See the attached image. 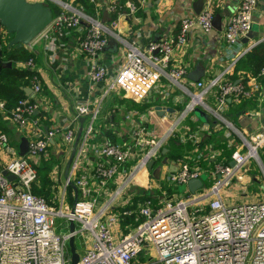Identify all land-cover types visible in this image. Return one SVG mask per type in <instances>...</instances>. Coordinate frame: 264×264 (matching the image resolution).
<instances>
[{
  "label": "built area",
  "instance_id": "obj_1",
  "mask_svg": "<svg viewBox=\"0 0 264 264\" xmlns=\"http://www.w3.org/2000/svg\"><path fill=\"white\" fill-rule=\"evenodd\" d=\"M89 1L94 3V0ZM57 3L59 10L27 45L31 48L33 40L41 39L45 42L43 48L53 58L56 44L63 42L74 29L79 35L78 47L87 57L86 76L92 81L101 80L106 69L99 54L112 32L92 14L62 0ZM255 5L256 0H238L235 9L226 16L216 57L222 67L205 80L182 83L180 79L186 74L185 66L172 57L185 41L189 28L211 29L213 8L210 0L199 12L181 17L172 36L148 40L141 48L132 41H125L123 60L101 96L118 88L132 100L148 103V111H154L153 105L159 104L164 110L159 118L166 121V127L155 134L144 112H140L143 119L131 125L127 140L118 143L105 137L97 148L100 158L78 171V159L98 110L97 106L78 104L76 115H87L88 122L79 135L62 185L55 179L58 165L51 168L50 177L56 183L51 202L31 191L37 176L36 165L41 156H47L46 147L50 145L51 137L57 135L62 143L70 144L74 133L69 125L52 126L44 131L37 128V119L31 114L37 111L40 103L41 87L38 74L32 75L31 93L18 98L8 112L18 128L33 126L30 137L26 138V152L16 155L7 134L0 131V149L8 155L0 167V264H70L68 237L72 233L74 238L81 230L87 232L89 242H85L87 238L83 240L80 254L75 250L78 257L74 264H155L156 261L163 264H264V199L253 197L224 203L220 193L223 186L240 178L247 159L252 157L262 169L258 148L264 145V119L258 130L244 135L225 113L230 101L238 102L258 87L257 82L251 88L229 76L235 61L249 49L242 45L240 38L251 26ZM125 7L132 11L136 5L129 0H108L106 3L107 10L116 11V15ZM4 33L0 25V35ZM22 65L36 70L32 58ZM258 74H264V65ZM160 75L167 81L161 83L163 87H157ZM170 85L179 86L185 95H170ZM31 96L35 97L32 102L29 101ZM167 106L172 107L173 112L167 111ZM194 106L206 113L205 121L198 120L191 112ZM0 110H3L2 101ZM187 118L191 123L199 122L191 128L184 123ZM173 131L178 132L179 141L191 140L194 147L176 157V167L167 169L160 179L183 185L184 191L189 193L185 187L187 179L199 177L205 170L211 183L204 190L197 188L191 192L194 196L179 197L174 202L170 198L162 200L159 197L154 202L144 198L136 202L134 209L110 210L113 199L137 181L141 170L147 168V161L153 159V164ZM216 133L222 134L226 147L230 148L228 161L223 163L214 159L205 167L198 161L209 155L199 149V145L204 136ZM219 152V149L214 151ZM230 160L232 164L228 163ZM152 164L148 170L152 169ZM2 169L14 178L8 179ZM116 179V186L109 194L108 186ZM68 180L76 188L75 199L72 188L70 190L71 206L63 199ZM104 195L107 197L101 201ZM203 199L205 202L199 209L206 208L205 213L195 216L188 212L190 203ZM130 214L133 219L140 220L133 226L129 222L122 226L121 220ZM70 220L74 224L72 231L68 229ZM64 224L67 230H58Z\"/></svg>",
  "mask_w": 264,
  "mask_h": 264
},
{
  "label": "crops",
  "instance_id": "obj_2",
  "mask_svg": "<svg viewBox=\"0 0 264 264\" xmlns=\"http://www.w3.org/2000/svg\"><path fill=\"white\" fill-rule=\"evenodd\" d=\"M45 3L52 1L58 4V0H42ZM73 7V0H62ZM108 0H94L92 15L112 34L107 37V40L113 39L114 42L103 47L99 54L100 61L106 69L105 76L99 81L90 80L86 74L87 57L78 47V32L71 29L66 35L63 42L56 44L55 54L51 58V53L43 48L44 41L33 40L30 49L34 51V61L36 63V71L40 81V99L39 109L43 114L35 116L37 119V128L45 130V128L63 127L69 125L73 129L74 137L80 127V135L84 131L87 122V115H76V106L80 103H86L91 108L97 106V113L93 119L91 132L87 136L83 151L78 159V171L83 166H90L94 161L98 160L101 155L98 154L97 148L102 143L105 137H109L116 142L120 139V143L127 140L128 129L138 119H143V112L139 107V102L132 100L128 95L122 93L120 89L109 90L104 95L101 93L111 80L114 72L123 60L124 51L126 48L125 41H132L138 47L154 38H159L165 35H174L177 31L178 23L181 17L195 14L192 9L194 0H129L132 1L136 8L132 11L128 8H123L115 17L111 16V12L107 10L106 3ZM208 0H202L200 9ZM214 12L221 14V28L215 29L213 26L208 31H202L199 27L193 26L188 29L185 41L173 52V60L183 63L186 73L196 70L200 72V80H205L211 75L217 73L222 67V63L217 61V48L221 38L223 22L228 14L236 7L238 0H210ZM82 10V8L76 7ZM115 20L111 23V20ZM252 23L257 26V35L249 38L247 42H242V45L251 47L252 45L264 40V0H256V5L252 12ZM106 40V42H107ZM243 70H239L237 77L234 79H242L241 81L247 87H253V83L257 82L258 87L252 89L251 95L240 99L238 102L230 101L231 106H227L225 111L226 117L230 119L234 127L239 129L244 135L259 129L262 120L264 119V74H256L243 79ZM190 79L184 76L180 81L184 84ZM192 81V80H190ZM164 86H167L165 84ZM176 88V91H174ZM170 95L183 94L181 88L176 85L169 86ZM169 101V100H167ZM170 104V103H168ZM235 105L238 109L233 111ZM231 107V108H230ZM230 108V109H229ZM232 109V110H231ZM1 118L6 134L9 139V144L13 147L16 155L18 144L22 136L28 138L31 135L33 126L27 125L25 128H18L11 121L7 110H0ZM36 112V111H35ZM150 120L148 124L153 128L155 134L161 133L166 127V121H161L159 115L154 111H149ZM46 121V122H44ZM184 123H188L190 127H195L187 118ZM222 135V134H221ZM220 133L209 134L203 137V142L199 145V149H204L205 154L209 156L201 158L198 163L203 166H210L214 159H217L219 154L214 153L216 148L214 141L209 138H222ZM80 137V136H79ZM74 139V138H73ZM49 151L56 156V164L58 171L60 162L65 156L67 158V149L72 143L64 144L60 137L54 135L49 139ZM207 149V150H206ZM264 149V145L260 147ZM65 153L67 155H65ZM204 155V154H203ZM8 155L0 149V167L3 165ZM262 164V173L264 176V164L258 153ZM155 160L159 161L156 166L155 161L152 164V172H158L161 175L167 169L173 170L177 161L165 155L158 156ZM247 164L241 169L240 178L234 179L236 184H244L247 180L255 179L256 175L251 176L247 173ZM147 169V168H146ZM148 170V169H147ZM158 176V177H159ZM211 177L207 174V180ZM136 182H133L127 187L124 194L113 199L110 210H117V207L122 206L127 198L135 193L145 192L146 183L149 180L145 177H137ZM108 186L109 194L116 186V182ZM144 182V183H143ZM211 183V181H210ZM234 189L238 188L233 187ZM107 195H104L100 200H104Z\"/></svg>",
  "mask_w": 264,
  "mask_h": 264
},
{
  "label": "trees",
  "instance_id": "obj_3",
  "mask_svg": "<svg viewBox=\"0 0 264 264\" xmlns=\"http://www.w3.org/2000/svg\"><path fill=\"white\" fill-rule=\"evenodd\" d=\"M122 1L124 0H121V2ZM46 3L50 7L52 15L59 10V6L53 3L52 1H48ZM72 3L75 4L76 7L80 6V8H82V10L85 13L88 14L93 13V3L89 0H73ZM115 15H116V11H112L111 16L115 17ZM10 37H11V33L5 32L3 36L0 35V101L3 102V109L7 110V114L18 98L27 96L24 93L23 87L29 86L30 78L32 77L33 74L37 73L35 69H31L25 65H22V63L26 61L28 58H32L34 60L33 49L28 48L26 45H21L18 47L14 45H9L7 42L10 39ZM7 60L10 61V65H6ZM263 65H264V40L259 41L258 43L249 47V49L245 51L235 61L233 70L229 76L234 79L237 77L238 71L243 70L242 73L243 79H246V77L248 76L256 75L260 71ZM34 100L35 97L33 96L29 97V101L32 102ZM148 105L149 104L146 102H139L140 109L146 108ZM228 105L231 106V103L229 102ZM237 107L239 106L235 105L233 111H236L238 109ZM40 114L43 113L42 110L39 109V105H38L37 111L33 112L31 115L35 117ZM0 116H1V112H0ZM0 131L6 132V128L4 127L1 120H0ZM209 140L216 142L215 146L216 148H219L220 152L217 157V160L226 163L228 161L230 148L226 147L225 140L223 138L220 139L217 137L209 138ZM165 147L166 150L161 152V154L166 153L167 155L165 156L175 159L176 157L188 153V151H190L194 147V144L191 140H186L184 142L179 141L178 132L173 131V133L166 140ZM49 148L50 145L46 147L47 156L46 157L41 156L39 164L36 165L37 176L35 181L31 185V191L34 194L43 196L46 199V201L51 202V198L53 194H55L56 192V186L54 185L50 177V171L53 166L52 163H56L57 159L56 156L49 151ZM53 155H54V159H52ZM67 187L69 188V190H71V186L69 184H66L65 188L67 189ZM144 198H151V196L147 195L146 192L135 193L129 196L122 206L117 207V210L121 211L123 209H128V208L134 209L136 206V202L138 200H143ZM151 199L154 202V199L153 198ZM139 220H140L139 218L133 219V216L130 214L128 216H124V218L121 220V225L123 226L125 223L129 222V224L133 226Z\"/></svg>",
  "mask_w": 264,
  "mask_h": 264
},
{
  "label": "water",
  "instance_id": "obj_4",
  "mask_svg": "<svg viewBox=\"0 0 264 264\" xmlns=\"http://www.w3.org/2000/svg\"><path fill=\"white\" fill-rule=\"evenodd\" d=\"M202 0H194L192 2V9L195 13L199 12L201 7ZM52 16L51 9L47 3H45L42 0H0V25L4 27V30L7 33H11V37L8 40L9 45H14L16 47L21 45H27L29 42L49 23ZM221 20V14L219 12H214L211 24L212 26L219 30L221 28L220 24ZM257 35V26L255 23L251 22V26L248 29V31L243 35L240 40L242 42H247L249 38H252ZM157 38H154L153 40H156ZM114 40L111 38L107 40L105 45L103 46L105 48L106 45L112 43ZM6 65H10V61H6ZM200 72L196 70L190 71L185 74L186 77H188L190 80L196 81L200 77ZM237 80V79H236ZM24 93L26 95H29L31 93V88L29 86L23 87ZM153 110L157 115H161L163 113V107L159 104L153 105ZM167 111L173 112L172 107H165ZM192 111L196 112V116L199 117L202 121L206 120V113L200 109L198 106H194ZM44 129H46L44 127ZM80 135V127L74 137V140L72 142V145L70 147V151L67 156V160L64 167V177H67V171L69 164L71 162L76 144L78 142ZM27 150V139L26 137L22 136L20 138L19 144H18V151L17 153L19 155H23ZM166 147H161V152L165 151ZM153 159H149L146 163V167L150 168L152 164ZM229 164H232L233 161L230 160L228 162ZM3 174L6 175L8 179H13L14 175L6 173L4 169L1 170ZM69 185L71 186L73 193H74V199L76 195V188L74 184L68 180L67 181ZM203 185V177L201 175L199 177H193L187 179L185 183V187L190 192H193L195 189L200 188ZM73 222L70 220L68 222V229L69 231L73 230ZM68 247H69V253H70V264H74L77 260L78 254L74 249V243H73V234L70 233L68 237Z\"/></svg>",
  "mask_w": 264,
  "mask_h": 264
},
{
  "label": "rangeland",
  "instance_id": "obj_5",
  "mask_svg": "<svg viewBox=\"0 0 264 264\" xmlns=\"http://www.w3.org/2000/svg\"><path fill=\"white\" fill-rule=\"evenodd\" d=\"M161 83H167L165 77H163L162 75H160V77L157 79V87H163L161 86ZM174 91H176V88H174ZM148 110L149 109H146V108L143 109L142 111L144 112V114L143 113L142 114L144 115L145 118H147L151 122L150 113ZM191 112L196 116V112L194 111H191ZM197 118L198 120H201L199 119V117ZM198 122L199 121H195L193 123L196 126ZM116 142L120 143L121 141L120 139H116ZM67 147H69V144H67ZM69 151H70V147L67 149L68 153ZM258 153L264 164V149L258 148ZM65 155L67 154L65 153ZM160 155H167V154L160 153ZM52 159H54V155ZM66 160L67 158L64 156L60 162V169L56 173V176H55V179L58 185H62L64 181L63 171H64ZM39 162H40V159L38 160L37 164H39ZM158 162L159 161L155 160L154 165L156 166ZM54 164L56 163H52V165ZM246 164L248 165V167L246 168L247 173L250 174L251 176L255 174L256 178L247 180V182L244 184H240V188H239V185L236 184V181H231V183L228 186H223L220 189V193H221L222 200L224 203L246 201L253 197L264 199V176H263L261 168L259 167L256 160H254L252 157L246 160ZM158 176H159L158 172L153 173L152 170H147V169H142L139 174V177H141L142 179H145L146 177L147 180H149V184H151V186H148V182H147L145 192L147 195H150L151 198L154 199V201L159 200L160 198L162 200L170 198L171 201L174 202V200L179 197L187 198L189 197L188 195L190 194H191L190 197L194 196V193H191V192L186 193L184 191L183 185H177L176 183H173L171 181L160 179V176L159 177ZM201 177H203V185L200 187V189L204 190L210 184V181L207 180V172L205 170H202ZM237 186L238 188L236 189L233 188ZM164 192H166V194H164ZM63 199H64V202L69 204V206L72 205L73 200H72V196L70 195V190L68 187L65 190ZM202 202H205V199L196 200L190 203L188 205V212L194 214L195 216L202 215L203 213H205L206 208L199 209V206L201 205ZM58 230L64 232L65 230H67V227L64 224L58 227ZM86 238L87 240L85 242L88 243L89 242L88 234L84 230H81L80 233L78 232L73 238L75 250L79 254L82 252V247L84 245L83 240ZM155 264H163V263L160 261H156Z\"/></svg>",
  "mask_w": 264,
  "mask_h": 264
},
{
  "label": "bare ground",
  "instance_id": "obj_6",
  "mask_svg": "<svg viewBox=\"0 0 264 264\" xmlns=\"http://www.w3.org/2000/svg\"><path fill=\"white\" fill-rule=\"evenodd\" d=\"M139 176V175H138Z\"/></svg>",
  "mask_w": 264,
  "mask_h": 264
}]
</instances>
